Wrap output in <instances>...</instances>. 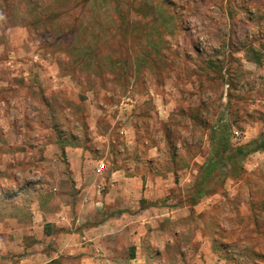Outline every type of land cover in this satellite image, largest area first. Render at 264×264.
Returning a JSON list of instances; mask_svg holds the SVG:
<instances>
[{
	"label": "rangeland",
	"instance_id": "obj_1",
	"mask_svg": "<svg viewBox=\"0 0 264 264\" xmlns=\"http://www.w3.org/2000/svg\"><path fill=\"white\" fill-rule=\"evenodd\" d=\"M263 47L264 0H0V248L113 217L99 260L264 264L263 151L188 202L210 126L264 135Z\"/></svg>",
	"mask_w": 264,
	"mask_h": 264
},
{
	"label": "crops",
	"instance_id": "obj_2",
	"mask_svg": "<svg viewBox=\"0 0 264 264\" xmlns=\"http://www.w3.org/2000/svg\"><path fill=\"white\" fill-rule=\"evenodd\" d=\"M6 220L9 222L3 223L6 231L1 237L6 242L0 248V264H51L56 260H60V264H119L110 256L103 260L95 258L98 255L82 242L91 240V234L108 227L109 223L115 221L113 217L98 225L88 223L80 232L72 233L45 232L44 227L37 229L34 219L14 223H10L9 218Z\"/></svg>",
	"mask_w": 264,
	"mask_h": 264
},
{
	"label": "trees",
	"instance_id": "obj_3",
	"mask_svg": "<svg viewBox=\"0 0 264 264\" xmlns=\"http://www.w3.org/2000/svg\"><path fill=\"white\" fill-rule=\"evenodd\" d=\"M260 51L263 52L264 47ZM256 62H260L258 54ZM199 112V108L192 109L190 115L192 121L195 122L199 118ZM209 129L210 152L206 161L201 165L197 179L191 188L188 202L192 207L202 198L217 193L216 186L219 188L223 187L228 178L236 179L243 177L245 174L244 162L246 158L253 153L264 152V135H260L248 143L234 146L230 141V125L227 121L218 119L215 125L210 126ZM59 146L62 156L65 157L64 147L61 143Z\"/></svg>",
	"mask_w": 264,
	"mask_h": 264
}]
</instances>
